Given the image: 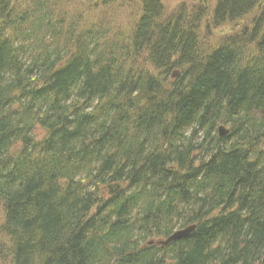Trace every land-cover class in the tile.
Here are the masks:
<instances>
[{"label": "trees", "instance_id": "trees-1", "mask_svg": "<svg viewBox=\"0 0 264 264\" xmlns=\"http://www.w3.org/2000/svg\"><path fill=\"white\" fill-rule=\"evenodd\" d=\"M115 1L0 0L1 258L264 264V3Z\"/></svg>", "mask_w": 264, "mask_h": 264}, {"label": "rangeland", "instance_id": "rangeland-1", "mask_svg": "<svg viewBox=\"0 0 264 264\" xmlns=\"http://www.w3.org/2000/svg\"><path fill=\"white\" fill-rule=\"evenodd\" d=\"M100 0H97V2ZM161 3L164 6L165 12L167 14L172 13L178 6L180 5H184L186 7L187 10H192L197 3H201L202 5H209L210 8L213 7V0H160ZM262 3H264V0H260ZM79 2V0H78ZM96 2V3H97ZM87 5V4H85ZM97 5V4H96ZM115 5H117L115 8V11L111 14V19H112V26L113 28H128L129 23L127 21H131L132 17V13L133 11H135L138 6L140 5V0H116L115 1ZM255 12H253L251 14L254 15ZM250 16V17H251ZM245 21H237L231 24H225L222 27H220L219 29H217L215 32L217 33H231L236 31L238 28H240L242 26V24ZM175 71V70H173ZM172 71V72H173ZM178 75V73H177ZM37 136H40L41 130H36L35 131ZM1 215V214H0ZM9 258L4 259L1 258L0 256V264H10V262L8 261Z\"/></svg>", "mask_w": 264, "mask_h": 264}, {"label": "water", "instance_id": "water-1", "mask_svg": "<svg viewBox=\"0 0 264 264\" xmlns=\"http://www.w3.org/2000/svg\"><path fill=\"white\" fill-rule=\"evenodd\" d=\"M175 75H177V72L172 74V76H175ZM227 131L228 130L223 128L222 126L218 127V133L220 135L227 133ZM106 187L108 189V194H112V193L116 192L121 187V184L118 182H113V183L108 184ZM193 229H194V225H191V226L185 227L183 229L174 231L171 235H169L164 240H156V243L157 244H167L172 240L178 239L180 237H183V236L189 234L191 231H193ZM149 243H153V241H149Z\"/></svg>", "mask_w": 264, "mask_h": 264}, {"label": "bare ground", "instance_id": "bare-ground-1", "mask_svg": "<svg viewBox=\"0 0 264 264\" xmlns=\"http://www.w3.org/2000/svg\"><path fill=\"white\" fill-rule=\"evenodd\" d=\"M220 127V126H219ZM106 187H104V190L103 191H105V193L108 195V189H105Z\"/></svg>", "mask_w": 264, "mask_h": 264}]
</instances>
